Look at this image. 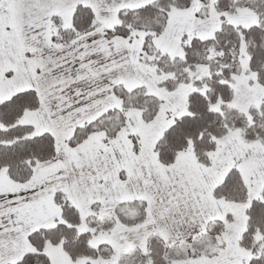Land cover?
I'll return each mask as SVG.
<instances>
[{
  "label": "snow or ice",
  "instance_id": "snow-or-ice-1",
  "mask_svg": "<svg viewBox=\"0 0 264 264\" xmlns=\"http://www.w3.org/2000/svg\"><path fill=\"white\" fill-rule=\"evenodd\" d=\"M0 264H264V0H0Z\"/></svg>",
  "mask_w": 264,
  "mask_h": 264
}]
</instances>
